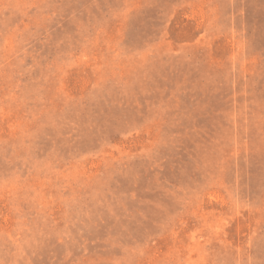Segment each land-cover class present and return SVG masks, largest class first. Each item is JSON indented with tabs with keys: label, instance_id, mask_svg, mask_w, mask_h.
Listing matches in <instances>:
<instances>
[{
	"label": "rangeland",
	"instance_id": "374dc122",
	"mask_svg": "<svg viewBox=\"0 0 264 264\" xmlns=\"http://www.w3.org/2000/svg\"><path fill=\"white\" fill-rule=\"evenodd\" d=\"M0 264H264V0H0Z\"/></svg>",
	"mask_w": 264,
	"mask_h": 264
}]
</instances>
